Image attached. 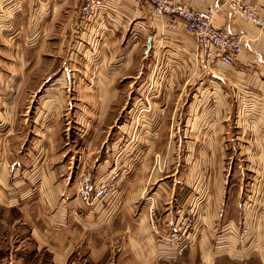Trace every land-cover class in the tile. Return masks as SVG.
<instances>
[{
    "label": "rangeland",
    "instance_id": "obj_1",
    "mask_svg": "<svg viewBox=\"0 0 264 264\" xmlns=\"http://www.w3.org/2000/svg\"><path fill=\"white\" fill-rule=\"evenodd\" d=\"M77 2L84 18V1ZM77 20L62 15L50 39L55 40L54 46L45 52L46 66L27 77L26 93L16 105V129L0 126V179L5 163L9 171L6 195L31 201L30 209L39 214V200H30L28 189L21 191V197L16 178L24 168L31 169L35 163L44 166L48 159L51 167L62 169V180L67 179L54 206L60 218L66 212L59 223L61 234L76 237L83 251L108 247L115 252L114 264H146L132 254L121 256L122 251H134L128 237H134L136 225H141L140 236L148 232L152 237L151 243L140 244L141 249L152 251L156 258L147 264H264V136L262 131H250L251 119L261 118L256 116L260 100L250 103L248 93H242L224 105L209 87L208 81L214 78L210 72L202 69L197 76V71L190 70L189 79H173L167 66L149 67L139 52L130 69L136 78L119 80V91L101 114L98 97L90 101L76 95L88 91L90 79L74 77L65 55L58 68L62 53L56 51L57 44L63 45L66 38L65 48L71 51L74 40L83 38L81 28L85 27ZM77 53L80 60H86L84 52ZM90 54L92 60L103 58L95 50L90 49ZM53 71L65 74L57 88ZM201 89H209L211 96L201 95ZM54 90L64 98L54 102L40 97ZM58 108L62 115L54 117L51 128L36 126L47 123L52 109ZM242 110L245 114L239 116ZM155 129L156 137H152L148 131ZM85 143L91 147L86 158L80 159ZM36 150L48 153L36 158ZM85 173H92L94 189L104 178L115 177L103 205L99 206V200L87 205L80 199L79 182ZM133 187L138 197L127 207V194ZM74 198L79 199L75 202ZM68 205L75 210L71 218L73 208ZM124 205L126 221L114 216L106 226L85 223L95 221L101 208ZM209 210L216 219L212 224L205 220ZM21 214L14 212L17 218ZM207 235L206 252H211L213 260L204 259L202 240ZM85 236L96 237L97 243L85 244L80 238Z\"/></svg>",
    "mask_w": 264,
    "mask_h": 264
},
{
    "label": "crops",
    "instance_id": "obj_2",
    "mask_svg": "<svg viewBox=\"0 0 264 264\" xmlns=\"http://www.w3.org/2000/svg\"><path fill=\"white\" fill-rule=\"evenodd\" d=\"M179 1L206 10L220 7L224 0ZM250 1L264 3V0ZM77 3V0H0V126L4 125L8 128L7 131L16 129V105L26 93L25 85L29 83L27 77L34 70L46 66L45 52L47 48L54 46L55 40L51 42L50 39L55 33L57 22L59 23L62 15L66 14L71 20L79 19L85 28H81L83 38L74 40L71 51L65 48L66 38L63 40V45L57 44L56 51L60 50L62 53L58 57V68H61L63 58L68 57L74 77L90 79L88 91H81L82 93L76 95L90 101L98 97L101 114L115 92L119 91V84H122L119 80L125 76L136 78L135 74H131L130 69L138 61L140 52V56L149 67L158 63L162 67L167 66L173 79H189L190 70L197 71V76L203 70L210 72L214 78L208 81L209 87L224 105L229 106L231 99L235 100L242 93H248L250 103L260 100L262 106L256 110V116L261 118L249 120L252 122L250 131H262L261 138L264 136V30L259 26L247 21L241 15H235L223 8L218 9L215 24L243 35V50L235 62L228 65L217 58L205 59L198 52L196 37L188 31L184 22L178 21L176 26H168V17L153 14L152 6L144 0H105L101 12L89 20L84 16L81 18ZM66 27L69 32L67 23ZM90 49L95 50L97 54L100 52V55H103L102 60H92ZM53 50L55 49L52 48ZM77 51L84 52L86 60H80ZM77 66L79 70H76ZM53 73H57L54 84L57 88V85L65 80V74L61 71H53ZM103 83L107 85L102 87ZM91 84L93 85L90 88ZM55 91L40 97L54 102L64 98ZM196 93L200 96L199 90ZM166 94L168 96L171 92ZM206 94L211 96V91L207 89L201 92V95ZM54 110L56 109H52V115L47 123H38L36 126L42 127L45 124L51 128L54 117L62 115L59 108L55 112ZM243 114H245L243 110L239 111V116ZM162 115H166L165 108L162 109ZM85 123L87 125L86 121ZM157 131L158 129L148 132L152 137H156ZM85 145L83 153L79 155L80 159L83 156L86 158L87 151L91 147L87 143ZM47 153L36 150V158ZM83 160L81 163L84 166ZM43 165L35 163L31 169L26 167L18 179L16 178L21 197H23L21 191L28 189V192H31L29 199L39 200L41 210L39 214L30 209L31 201L20 199L17 194L6 195L9 171L7 163L3 166V177L0 179V264H114V250L95 246L83 251L84 248L78 245L79 241L76 237L61 234L59 223L66 212L60 218V210L55 212L54 206L64 189L63 185L67 184V179L62 180V169H58L56 165L51 167L48 159L44 160ZM22 184L25 186L21 187ZM69 191L72 189L70 188ZM136 192L137 187H133L129 195L127 194L126 202L130 204L126 205L127 207L137 199ZM162 193L160 192V195ZM108 196L109 194L99 200V206L108 200ZM77 199L74 198V201L76 202ZM81 204L85 206L82 201ZM115 206L99 209L100 213H97L95 221L85 223L97 228L103 224L108 225L114 216L126 221L128 219L126 206ZM68 207L73 208L69 205ZM51 209L54 214H47ZM16 211L22 213L21 218L14 216ZM73 213H75L74 208L70 218ZM209 213L210 216L205 220L208 224H212L216 219L210 210ZM143 221L144 226L145 218ZM140 230L142 226L136 225L135 236L128 237L134 251L127 253L122 251L121 256L125 259V254L128 256L132 254L139 261L151 263L156 259L155 253L152 251L145 253L140 244L146 243V240L147 243H151L152 237L148 232L140 236ZM80 238L85 244L97 243L96 237ZM202 242L204 259L213 260L211 252H206L210 242L209 235Z\"/></svg>",
    "mask_w": 264,
    "mask_h": 264
},
{
    "label": "built area",
    "instance_id": "obj_3",
    "mask_svg": "<svg viewBox=\"0 0 264 264\" xmlns=\"http://www.w3.org/2000/svg\"><path fill=\"white\" fill-rule=\"evenodd\" d=\"M83 16H97L105 0H83ZM152 6L153 14L168 17V26L174 27L178 21L184 22L188 31L197 40L198 52L205 59L217 58L231 65L243 50V35L233 33L215 24L218 9L223 8L235 15H241L247 21L264 30V3H253L250 0H224L216 9H197L179 0H144ZM113 177L104 178L95 186L90 173H85L79 182L78 195L87 205L104 199L112 187ZM95 191V194L93 193Z\"/></svg>",
    "mask_w": 264,
    "mask_h": 264
}]
</instances>
